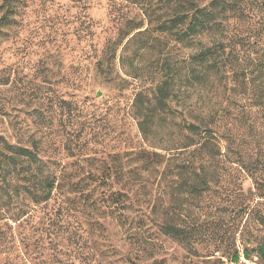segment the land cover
<instances>
[{
    "label": "trees",
    "instance_id": "trees-1",
    "mask_svg": "<svg viewBox=\"0 0 264 264\" xmlns=\"http://www.w3.org/2000/svg\"><path fill=\"white\" fill-rule=\"evenodd\" d=\"M165 1V19L155 22L150 5L149 26L128 21L99 67L106 63L101 71L113 75L111 59L123 46L119 62L131 69L126 74L134 80L144 75L135 58L155 25L178 52L150 70L149 85L135 83L131 101L107 106L114 110L110 118L61 98L59 113L51 106L48 119L59 127L57 136L42 132L11 141L0 132V264L156 263V239L162 238L210 264H264L258 4ZM26 14L21 0H0V43ZM133 43L139 45L129 53ZM131 120L139 145L128 142ZM50 143L67 161L48 153ZM243 173L253 182L247 191ZM211 193L221 197L217 213L209 200L205 204ZM110 225L124 231L119 243L107 242Z\"/></svg>",
    "mask_w": 264,
    "mask_h": 264
},
{
    "label": "rangeland",
    "instance_id": "rangeland-1",
    "mask_svg": "<svg viewBox=\"0 0 264 264\" xmlns=\"http://www.w3.org/2000/svg\"><path fill=\"white\" fill-rule=\"evenodd\" d=\"M256 2L253 23L259 33V61L264 54V0ZM21 3L27 7V14L18 26H14L10 38L0 43V132L11 141L18 138L26 141L33 134L42 132L57 136L59 127L48 124V119L51 106L56 114L59 113L61 98H72L85 112L95 109L108 112V107L115 104L123 107L133 98L135 83L149 85L150 70L157 71L166 54L173 56L178 52L171 36L166 39V33L157 30L155 25L151 35L143 36L149 38V43L140 50L142 56L135 58L139 66L145 67L144 75L134 80L126 74L131 69L122 68L119 62L123 46L117 50L116 58L111 59L115 67L113 75L107 76L101 71L106 63L101 64L102 69L99 67L100 61L109 53L108 46L121 38L128 21L147 28L145 9L150 5L155 10V22L165 19V0H47L44 5L42 0H21ZM138 45L131 44L128 52ZM122 79L132 82L126 84ZM113 111L108 112L109 118ZM257 111L256 139L259 141L256 152L263 164L264 118L259 108ZM128 132L132 138L128 142L139 145L141 136L133 121ZM47 150L49 154L58 153L52 143ZM59 151L58 157L67 161L64 152ZM242 181L244 191L253 187L251 178L245 173ZM208 200L212 204L210 212L217 213L215 202L221 197L211 193L205 204H209ZM123 233L120 228L110 225L107 242L110 244L115 240L119 243L125 236ZM156 244L160 246L156 263L150 259L141 264H210L205 257L194 256L173 240L156 239ZM120 249L127 253L125 248Z\"/></svg>",
    "mask_w": 264,
    "mask_h": 264
},
{
    "label": "water",
    "instance_id": "water-1",
    "mask_svg": "<svg viewBox=\"0 0 264 264\" xmlns=\"http://www.w3.org/2000/svg\"><path fill=\"white\" fill-rule=\"evenodd\" d=\"M101 94V93H100Z\"/></svg>",
    "mask_w": 264,
    "mask_h": 264
}]
</instances>
